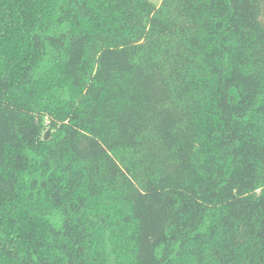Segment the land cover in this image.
<instances>
[{
  "label": "trees",
  "instance_id": "16d2710c",
  "mask_svg": "<svg viewBox=\"0 0 264 264\" xmlns=\"http://www.w3.org/2000/svg\"><path fill=\"white\" fill-rule=\"evenodd\" d=\"M0 264H264V0H0Z\"/></svg>",
  "mask_w": 264,
  "mask_h": 264
},
{
  "label": "rangeland",
  "instance_id": "374dc122",
  "mask_svg": "<svg viewBox=\"0 0 264 264\" xmlns=\"http://www.w3.org/2000/svg\"><path fill=\"white\" fill-rule=\"evenodd\" d=\"M161 4L162 0H154ZM50 133L47 132L46 135ZM113 155L125 170H137L146 178L155 180L166 174L174 160L160 147L152 134L145 135L139 146L131 151H116Z\"/></svg>",
  "mask_w": 264,
  "mask_h": 264
},
{
  "label": "water",
  "instance_id": "95a60500",
  "mask_svg": "<svg viewBox=\"0 0 264 264\" xmlns=\"http://www.w3.org/2000/svg\"><path fill=\"white\" fill-rule=\"evenodd\" d=\"M48 138H49V134H47V135L45 136V140H48Z\"/></svg>",
  "mask_w": 264,
  "mask_h": 264
}]
</instances>
